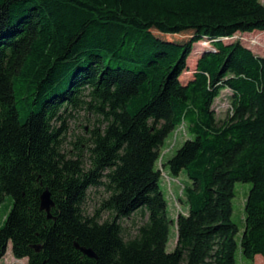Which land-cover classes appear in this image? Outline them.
Wrapping results in <instances>:
<instances>
[{
  "label": "trees",
  "instance_id": "16d2710c",
  "mask_svg": "<svg viewBox=\"0 0 264 264\" xmlns=\"http://www.w3.org/2000/svg\"><path fill=\"white\" fill-rule=\"evenodd\" d=\"M254 32H264L259 0H0V206L10 200L0 261L10 244L26 264H235V183L251 185L240 255L264 260V58L222 42ZM202 40L212 48L182 82ZM76 110L96 123L73 159L62 127ZM180 127L192 139L162 164L187 179V213L173 220L157 164ZM44 189L53 220L40 211ZM100 189L87 215V196ZM132 216L143 219L133 234L122 223Z\"/></svg>",
  "mask_w": 264,
  "mask_h": 264
},
{
  "label": "rangeland",
  "instance_id": "374dc122",
  "mask_svg": "<svg viewBox=\"0 0 264 264\" xmlns=\"http://www.w3.org/2000/svg\"><path fill=\"white\" fill-rule=\"evenodd\" d=\"M264 6V0H259ZM176 40H187L188 35L183 34L180 36L174 37ZM234 41H239L244 47L250 49L255 55L264 58V32H254V33H237L231 39H223L224 44H228ZM212 44L210 41L202 40L193 46L192 52L186 60L187 69L180 76V80L185 82L190 79L194 71L195 61L198 57L207 49H211ZM229 92L224 90L220 93L219 97L214 101L213 110L218 122L225 120L227 115V110L229 109L228 96ZM69 115L65 118L64 127L62 131L65 133L63 140L62 151L63 153H70L72 158L75 159V146L77 138H84L85 134L89 128L96 123L94 116L91 113H88L84 110H76L68 113ZM60 126V123L57 124ZM192 136L188 134L185 127H180L173 133H171L164 141L163 146L160 149L161 160L158 162L157 167L161 171L160 179V188L163 192L164 197L167 200L168 207V216L171 219H175L178 214H186L187 207L183 204L184 200L182 195V189L187 183V179L184 174H180L178 177H173L170 175L168 169L163 167L162 164L166 163L175 152L182 146L184 141L191 140ZM251 188L250 184L244 183H235V197L232 200V221L238 227V234L236 235V242L238 245L235 264H264L263 260L255 259L254 261L246 260L241 257L239 252V242L241 234L244 230V202L248 195V191ZM104 197L103 191L91 190L87 196L86 203L84 205V212L87 215H92L94 210L97 208V205ZM10 200L6 198L5 202L0 206V227L3 225V219L7 213L6 209L9 206ZM107 218V214L102 215V220ZM143 222V219L140 216H132L130 220H124L122 223L130 233L133 234L134 230ZM176 230L174 227L170 228L169 233V243L167 245V252H172L176 245ZM260 257V256H258ZM261 258V257H260ZM27 260H16L11 253V245L7 247V251L4 257L1 259L0 264H26Z\"/></svg>",
  "mask_w": 264,
  "mask_h": 264
},
{
  "label": "water",
  "instance_id": "95a60500",
  "mask_svg": "<svg viewBox=\"0 0 264 264\" xmlns=\"http://www.w3.org/2000/svg\"><path fill=\"white\" fill-rule=\"evenodd\" d=\"M39 207H40V211H43L46 214L47 220H53V217L51 215V210L54 208V202L51 199V195L48 189H44L42 191L39 197ZM74 247L76 250H79L87 258L96 259L95 254L90 249L80 248L77 244H75ZM32 249L36 253L40 251L39 246H32Z\"/></svg>",
  "mask_w": 264,
  "mask_h": 264
},
{
  "label": "crops",
  "instance_id": "0c3cea01",
  "mask_svg": "<svg viewBox=\"0 0 264 264\" xmlns=\"http://www.w3.org/2000/svg\"><path fill=\"white\" fill-rule=\"evenodd\" d=\"M260 257H261V256H260ZM260 257H258V256H255V257H254V260H255V259H260V260H263V258H262V257L260 258ZM22 260H23V259H22ZM254 260H253V261H254ZM263 261H264V260H263Z\"/></svg>",
  "mask_w": 264,
  "mask_h": 264
}]
</instances>
